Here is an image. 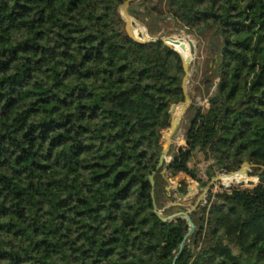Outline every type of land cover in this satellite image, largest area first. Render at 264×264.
<instances>
[{"label": "trees", "instance_id": "1", "mask_svg": "<svg viewBox=\"0 0 264 264\" xmlns=\"http://www.w3.org/2000/svg\"><path fill=\"white\" fill-rule=\"evenodd\" d=\"M123 2L0 0V264H264V239L246 227L249 215H264V0H165L181 27L221 37L209 108L194 109L184 145L164 162L177 192L187 193L182 167L205 185L185 165L197 153L210 161L207 181L243 162L259 178L189 212L194 229L181 251L187 222L154 213L148 178L170 109L184 101L182 58L121 31ZM161 18L145 21L150 36ZM162 173L158 209L170 199ZM206 217L213 242L201 247Z\"/></svg>", "mask_w": 264, "mask_h": 264}, {"label": "rangeland", "instance_id": "2", "mask_svg": "<svg viewBox=\"0 0 264 264\" xmlns=\"http://www.w3.org/2000/svg\"><path fill=\"white\" fill-rule=\"evenodd\" d=\"M132 7L141 11V15L146 19H139L132 15V19L134 21V27L143 29V36L152 37L147 33V27L145 25V21L154 18L155 13H158L163 19L157 20V25L154 26L158 29L156 35L157 37L164 38H172V39H180L187 45L192 44L194 51L190 53L189 48L183 51L182 53L185 55H190L191 63L189 65V74L187 76L186 81V89L190 96L192 105L191 109H188V106L185 112L181 113L178 118L177 129L172 136V143L169 147L167 155L164 159V162H169L170 159L176 157V150L179 146H183L185 143V132L189 127V120L193 114L194 109L197 106L202 107L207 110L209 108V102L207 100V95L212 93L215 90L216 85V77L213 71V61L217 60L220 55L221 49V37L216 35L210 29L200 28L198 32H188L186 28L181 27L177 24L171 17H167L166 13V2L165 0H137L133 4ZM122 17V21L125 22V18ZM134 29V35H135ZM204 30V31H203ZM155 38V37H153ZM182 38V39H181ZM210 43V44H209ZM180 109L182 107L181 103L176 104ZM170 113V112H169ZM216 127L211 126L208 127L204 133L206 137L212 135L215 132ZM179 159V158H178ZM210 163V161H206L203 159L201 154H195L191 159L185 162V165H189L194 167L198 175L205 182L204 186L198 187L199 185L195 180L191 179L189 175L183 170V177L181 179V187L187 190L185 196H181L177 192V186L179 184L178 179H176L177 175L173 169L167 167L163 163L162 165V177L158 178V182H161L164 189L167 191V195L170 196V199L165 204H172V206H179L176 209H171L168 214L177 213L181 211H187L188 213L194 210L199 205H207L209 200L213 201L212 195L214 193H222L225 190H230L235 184L238 187H252L256 185L259 181V178L256 174H249L250 172L256 173L255 166H249L247 170V174H244L249 180H252V184L248 182L239 185L238 183H232L230 187H227L223 184L221 179H217L212 181V178L216 175H220V177H225V175H229V173H225L228 170L221 171L218 170L215 172V175L210 179L206 180L205 176V167ZM240 167H237L239 170ZM158 171V170H157ZM238 172V171H237ZM236 172V173H237ZM182 173V172H181ZM240 175V174H239ZM168 187V188H166ZM264 219V215L260 212L253 213L246 218V227L250 231H255L260 235L262 239H264V229L262 227V222ZM213 219L210 217H206L205 221V229L203 232L202 240L200 243L201 247H208L212 244L213 239L211 236Z\"/></svg>", "mask_w": 264, "mask_h": 264}, {"label": "water", "instance_id": "3", "mask_svg": "<svg viewBox=\"0 0 264 264\" xmlns=\"http://www.w3.org/2000/svg\"><path fill=\"white\" fill-rule=\"evenodd\" d=\"M135 1L137 0H124V2L119 5L118 7V12L122 14V16L125 18V24L124 27H120V30L125 32L130 38H132L133 40H135L136 42L139 43H148V42H157V41H162L164 43L165 46H167L168 48L176 51L182 58V63H183V69L185 72V75L183 77L182 80V88H183V93H184V101L181 103L182 107H181V113L185 112L186 108L190 105L191 100H190V96L187 92L186 89V81H187V76L189 74V65L191 63V57L190 55H185L182 52L187 50V48H189L190 53H193L194 48L192 44L187 45L186 43H184L183 41H181L180 39H172V38H164V37H148L143 36L142 33L138 34V35H134V21L132 19V13L134 12V10L131 8V4H133ZM138 10V9H137ZM139 11V10H138ZM169 17V16H167ZM175 21V20H174ZM188 31V30H187ZM200 30H197L196 32H198ZM188 32H193V31H188ZM176 107V104L172 105L170 112L173 111V109ZM168 120H170V117H168ZM179 120V119H178ZM178 120H176L174 122V125L172 126L171 130L169 131L168 134V142L166 144L165 147H161L159 149V153H158V163L156 165V169L152 171V173L149 175V182L151 184L152 190H151V196L153 198V206H154V213L162 220V221H166V220H172L174 218H183L187 224H186V228H187V232L183 238V240L181 241V243L179 244V251H181V249L184 246V243L187 239V237H189L194 229V223L192 222V220L190 219L188 212L187 211H181V212H177V213H172V214H166L164 213V209L169 207L171 204H164V206L161 209H158L155 203V199H154V190L156 187V173L158 170V167L160 165L161 159L162 157L167 155V152L169 150V147L172 143V136L174 134V132L177 129V123ZM252 166V164L248 163V162H243L239 167H240V172L242 174H247V170L248 167ZM217 179H221L220 175H216L212 178V181H215ZM252 180H249L248 183L252 184ZM239 185H243L238 183ZM198 187H200L199 185H197ZM233 187H238L236 184ZM168 188V187H166Z\"/></svg>", "mask_w": 264, "mask_h": 264}, {"label": "bare ground", "instance_id": "4", "mask_svg": "<svg viewBox=\"0 0 264 264\" xmlns=\"http://www.w3.org/2000/svg\"><path fill=\"white\" fill-rule=\"evenodd\" d=\"M120 14H121V13H120ZM161 19H164V18H161ZM138 29L141 31V33H143V29H140V28H138ZM181 39H182V38H181ZM180 110H181V109H180L178 106H176V107L173 109V112H172V114H171L170 128H169V130H168V132H167V135H166V137H165V140H164V142H163L162 147H165L166 144H167V142H168V134H169V131L171 130L172 126L174 125V122H175L176 120H178V118L180 117ZM165 157H166V156L162 157L161 162H160V165H159V167H158V170L162 167V165H163V163H164V159H165ZM225 173H227V172H225ZM233 174H236V175L233 176V177H231V178H228V179H223V178H221V180H231V179L237 177L239 174H242V173L240 172V170H238L237 173H229V175H233ZM226 176H228V175H225V177H226Z\"/></svg>", "mask_w": 264, "mask_h": 264}]
</instances>
